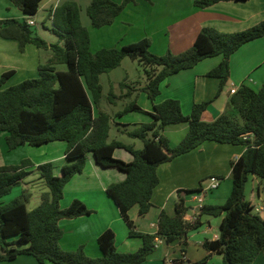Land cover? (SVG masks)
<instances>
[{
  "label": "trees",
  "instance_id": "obj_1",
  "mask_svg": "<svg viewBox=\"0 0 264 264\" xmlns=\"http://www.w3.org/2000/svg\"><path fill=\"white\" fill-rule=\"evenodd\" d=\"M8 1L25 18L1 20L0 37L17 41L20 53L27 44H32L37 49L48 50L51 55L45 64L38 65L36 78L1 89L14 72L7 71L0 76V132L7 134L5 145L9 151L25 145L39 147L64 142L67 164L62 167L60 176H54L50 162L37 165L32 171L26 170L32 166L28 160L19 165L0 167V199L32 173L37 174L47 189L40 196V204L32 210L26 207L31 196L26 190L11 202L0 203V262L31 256L38 264H143L154 251L157 240L166 243L181 240L189 231H197L202 226L203 216H223L218 238L202 242L209 255L222 256V264H253L259 255L264 256V217L252 213L253 207L244 195L249 175L259 178L264 187V83L257 91L244 84L239 86L229 97L225 110L210 122L201 117L211 100L194 104L188 115L182 113L178 100L166 99L153 104V113H147L152 121L138 125L127 134L142 142L140 150L119 140H108L111 117L99 107L102 98L100 76L118 68L125 58L137 61L143 67L146 82L141 91L153 103L160 93L161 83L168 77L192 69L204 59L221 57V61L205 75L219 81L217 97L229 78L231 55L241 46L264 37V21L234 33L202 28L191 48L177 55L150 53L148 38L120 49L103 48L92 53L89 33L81 23L77 3L63 2L48 15L49 30L61 41L59 45L47 44L27 24V20L33 19L38 12L42 0ZM135 1L91 0L85 13L90 25L100 29L112 25L125 7ZM231 1L248 0H195L193 5L206 9ZM58 65H65L66 70L58 71ZM120 86L129 89L124 83ZM109 103H112L110 98ZM130 112L146 113L131 101L116 115ZM183 123L188 125L185 136L176 146L170 147L162 135L163 130ZM207 141L245 146L244 152L230 162L231 191L224 203L203 205L189 222L185 220L189 208L178 194L174 215L160 211L154 234L137 232L128 212L137 206L139 216L148 213L153 190L159 183L157 167ZM116 149H123L133 160L126 163L114 158ZM88 154L100 168L115 169L126 176L124 181L109 185L106 194L114 201L129 237L139 238L142 242L134 252H117L115 234L110 229L96 240L100 252L96 259L87 257L82 247L70 252L59 247L62 236L59 221L91 214L78 200H73L64 209L60 207L65 185L83 171ZM198 191L182 192L189 195ZM262 208L264 211V201ZM209 255L190 264H203Z\"/></svg>",
  "mask_w": 264,
  "mask_h": 264
},
{
  "label": "crops",
  "instance_id": "obj_2",
  "mask_svg": "<svg viewBox=\"0 0 264 264\" xmlns=\"http://www.w3.org/2000/svg\"><path fill=\"white\" fill-rule=\"evenodd\" d=\"M66 1L80 4L79 0H42L38 12L32 20L34 21L35 17L41 12L48 19V15L53 9ZM81 1L86 8L91 0ZM111 1L120 3L123 0ZM194 1L150 0L147 2L136 0L135 3H130L125 7L112 25L100 29L91 26L94 31L85 27L90 37V51L96 52L103 48L120 49L122 46L134 43L142 38H148L151 41L150 53L157 56L165 55L167 52L177 55L191 48L202 28L211 27L219 32L234 33L264 21V0L220 2L206 9L196 8L193 5ZM23 18H25L23 13L8 0H0V21L22 20ZM37 35L40 36L38 33ZM30 47H34L37 51L34 52L35 50ZM17 51H19L17 41L0 37V52H10L12 57L11 63L6 62V57L0 60V76L7 71L14 72L2 85L1 89H6L38 76L37 68L41 64L38 49L32 44H27L24 52H19L22 56H18ZM27 51H33V54L36 53V61L34 60L28 64L21 60ZM220 61L221 57L207 58L192 69L168 77L161 83L160 93L153 103L141 91L142 87L140 86L138 88L129 87L125 93H120L118 97L113 94L111 97L112 103L108 102L110 105L114 104L115 98L126 100L127 102L123 106L128 102L135 101L136 105L146 113L130 112L131 114L127 113V115L137 113L143 115L142 118L136 116L122 118L124 115H116L120 111L114 113L110 108L104 109L103 112L111 117V125L116 126L117 134L128 136V132H131L138 125L152 121L147 113H153V104H159L166 99L178 100L182 113L188 115L194 104L211 100L210 105L201 117L203 121L210 122L225 110L227 101L231 96L230 90H237L239 86L244 84L252 89L255 87L256 89L253 90L257 91L264 83V37L241 46L231 55L229 59V78L221 93L215 97L219 81L205 75ZM19 72H22V75L9 82ZM138 97L141 103L136 101ZM96 112L97 110L94 111L95 114ZM116 116L120 117L117 121L113 119ZM187 129L188 125L185 123L171 125L165 127L162 135L168 140L170 147H174L185 136ZM6 136V133L0 132V167L15 166L24 160H28L32 166L26 170L32 171L37 165L50 162L54 167V176H60L62 167L67 164L64 155L66 149L64 142H52L39 147L25 145L9 151L5 145ZM125 144H130L137 150L142 148V146L140 148L136 147L134 142ZM244 150L245 146L241 145L217 144L207 141L195 150L159 165L156 170L159 183L153 190L152 206L148 213L145 216H139L137 206L128 212L136 231L154 234L157 230V218L160 211L166 212L169 216L174 215V206L178 200V194L184 199L185 206L189 208L186 220H192L198 213L195 211L197 205L189 207L187 204L188 196L182 191L199 190L203 187V180L211 176L220 180H229L230 162L238 158ZM113 157L126 163L133 160L132 156L123 149H116ZM125 177V174L115 169L100 168L95 164L92 155H87L83 171L73 176L65 185L60 207L64 209L73 200H78L83 203L91 214L59 221V227L62 231L59 240L61 250L70 252L82 247L87 257L96 259L100 257L96 240L107 229L112 230L115 234L117 252L130 253L141 247L142 242L139 238L129 237L128 229L121 219L114 201L106 194L109 185L120 183L124 181ZM249 182L248 197L245 195L244 190L245 199L253 208L256 204L258 205L256 201L260 202V208H262L264 201L263 183L254 175H249L247 184ZM22 184L26 189H31L33 186L41 187L43 190L40 192L41 195L47 192L44 184L38 180L35 173L29 175ZM219 188L220 186L215 192ZM30 194L29 201L33 200V206L28 208V205H26L28 210H32L40 204L41 195L32 198V193L30 192ZM227 194L226 192L219 194L217 192V195L213 198L206 197L203 205H221L229 196ZM188 199L190 202H194L191 197H188ZM260 210L263 211V208ZM222 217H201L202 226L197 231H189L181 240H174L170 243H166L162 239L157 240L154 251L143 264H190L204 259L209 253L202 247V242L218 238V227ZM0 264L38 263L31 256H18L13 261L0 262ZM203 264H222V256L210 254ZM253 264H264V256L259 255Z\"/></svg>",
  "mask_w": 264,
  "mask_h": 264
},
{
  "label": "rangeland",
  "instance_id": "obj_3",
  "mask_svg": "<svg viewBox=\"0 0 264 264\" xmlns=\"http://www.w3.org/2000/svg\"><path fill=\"white\" fill-rule=\"evenodd\" d=\"M79 1H80L79 2L80 4L78 6L80 7L81 23H83L82 25L84 27H87V28H89V30L94 31V29L90 25L89 18L87 17V15L85 13V9H86L84 6L85 4L83 5L82 1L81 0H79ZM34 21H35L36 25L31 26V30L35 34L38 33L40 35L39 37H41L44 41H46L48 43L59 44V45L62 44L61 41L58 39V37L49 30L50 22L47 18H45V15L42 12L39 13L37 17H35ZM30 48H33L32 50H35L34 52L37 51L34 47H30ZM17 52H18V56H22V55H20L19 51H17ZM32 52L33 51H29V52L27 51V53L24 54V56L21 58V60L24 63H28V64H29V62H33L34 60L36 61V59H37L36 53L33 54ZM38 52H39L38 53L39 54V60L41 61L40 63L45 64L46 58L50 57V55H51L50 52L48 50H42V49H38ZM96 52H92V53H96ZM4 57H6L5 59H7L6 60L7 63H11L10 60H12V57L10 56V52L9 53L8 52H0V60L4 59ZM56 68L58 71H65L66 70L65 65H58ZM21 75H22V72H19L16 76H13L9 82L19 78ZM145 82H146V80H145V76H144V72H143V67L141 65H139L137 61H132L128 58H125L121 62V65L118 68L112 70L108 74H103L100 76V84L102 87V98H101L100 106H99L100 110L103 111L104 109L106 110L107 108H110L111 110L114 111V113H115V111H122V109L124 107L123 105L127 102L126 100L123 101L124 100L123 98H120V99L115 98L116 103L114 102V104L110 105L108 103L109 98L111 99L113 94L118 97L120 95V93H125V91H127V89L126 88L123 89L120 86V84L124 83L125 85H127L129 87L138 88L139 86L143 87L145 85ZM253 89H256V88L253 87ZM136 101H138V103H141V101L139 100V97L136 99ZM129 114H131V113H129ZM129 114L128 115L124 114V117H122V118H126V116H136L139 118L143 117V115L137 114V113H132V115H129ZM119 118L120 117H118V116L113 117V119H115L116 121L119 120ZM113 139H117V140L123 141L125 143L134 142L136 144V147H139V148L142 146V142L138 139L130 138L126 135L117 134L116 126L114 124L111 125V129L109 131V137H108L109 141L113 140ZM172 141H173V139H172ZM209 178L210 177H207V178H205V180H203V182H204L202 185L203 187H206V185L208 184ZM249 184H250V182L248 184H246L247 186L245 185V187H246L245 188V195L247 197H248V190L250 188ZM219 186H220V188L217 191L218 194L226 192V193H228L227 196L230 195L229 194L230 189H231L230 177H229V180H227V179L221 180ZM23 190L28 191V193L31 192L32 198H33V196L39 195L40 192L43 191L41 189V187H37V186H33L31 189H26L25 186L23 184H21V185L13 187L9 194L3 196L0 199V203L1 204H7V203L11 202L15 198L19 197ZM217 192H215V190L207 191L204 195L203 203H204V200L206 197L207 198L208 197L213 198L214 196L217 195ZM187 196L190 197V195H187ZM188 197H187V200H188L187 204L189 205V207H194L195 205H197L195 202H190ZM256 203H258V205L256 204L255 208H257L258 211H254L255 208H253L252 213L258 214L259 216L263 217V211L260 210V209H262V208H260L261 204H259L260 202H257V201H256ZM27 205H28V208H31L33 206V200L31 199L29 201V204L27 203ZM91 259H95V258H91Z\"/></svg>",
  "mask_w": 264,
  "mask_h": 264
},
{
  "label": "built area",
  "instance_id": "obj_4",
  "mask_svg": "<svg viewBox=\"0 0 264 264\" xmlns=\"http://www.w3.org/2000/svg\"><path fill=\"white\" fill-rule=\"evenodd\" d=\"M27 24L29 26H34L35 25V23H34V21L32 19L27 20ZM235 91H236V89L230 90V94L231 95L234 94ZM220 181L221 180L219 178L210 177L206 187H201L198 192L189 194L190 197L192 198V200L197 204V207H196L195 211L198 212V209L203 206V198H204L205 193L207 191L216 190L218 188L219 184H220ZM256 211H258V209H256ZM185 220H186V216H185ZM192 220L190 219V220H186V221H192Z\"/></svg>",
  "mask_w": 264,
  "mask_h": 264
}]
</instances>
